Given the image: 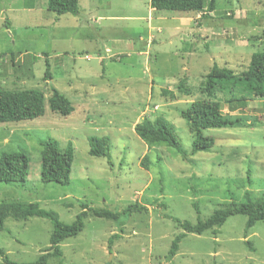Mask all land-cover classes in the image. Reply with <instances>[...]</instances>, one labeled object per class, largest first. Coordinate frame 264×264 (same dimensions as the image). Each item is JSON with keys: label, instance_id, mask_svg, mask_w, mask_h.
Listing matches in <instances>:
<instances>
[{"label": "rangeland", "instance_id": "rangeland-1", "mask_svg": "<svg viewBox=\"0 0 264 264\" xmlns=\"http://www.w3.org/2000/svg\"><path fill=\"white\" fill-rule=\"evenodd\" d=\"M262 3L216 0L215 10L194 13L156 12L149 0H79L74 17L47 11L46 0H0V89L35 88L47 100L53 86L74 107L63 117L46 103L43 117L0 124V155L22 151L29 159L27 183L0 184V203H38L65 224L75 220L80 204L141 208L121 227L87 217L81 234L60 244L62 264H165L182 234L170 264H264V221L245 233L246 217L235 215L214 236L211 230L186 234L171 219L195 224V200L204 220L243 201L245 192L264 194V102L223 106L225 115L243 118L246 126L206 130L215 141L212 151L189 162L164 145L148 148L134 132L143 119L163 117L190 151L193 135L180 111L199 96L185 97L175 87L184 81L197 89L214 64L245 71L252 54L264 52ZM46 62L51 81L44 79ZM103 137L109 157L90 156V139ZM47 141L60 151L73 146L68 185L40 180ZM145 155L148 170L140 165ZM51 232L46 219H7L0 249L12 261L33 262L49 248Z\"/></svg>", "mask_w": 264, "mask_h": 264}, {"label": "trees", "instance_id": "trees-1", "mask_svg": "<svg viewBox=\"0 0 264 264\" xmlns=\"http://www.w3.org/2000/svg\"><path fill=\"white\" fill-rule=\"evenodd\" d=\"M149 6L153 11L194 12L213 11L216 0H149ZM26 8L30 9L29 6ZM264 13V0L262 3ZM46 9L57 16L79 14V0H46ZM207 18V17H204ZM44 79L51 81L49 65L46 62ZM177 94L191 97L198 94L199 99L180 111V117L190 127L192 132L191 149H184L174 126L165 118L158 117L154 121L143 119L134 127L138 138L148 148L164 145L172 149L182 161L189 162L190 158L198 152L209 153L214 147V138L206 136L208 129H224L233 127H245L243 118L231 117L223 113V106H244L247 102H264V52L252 54L249 65L245 71L236 73L227 67H219L214 64L205 75L204 81L197 89L180 81L175 87ZM165 97L176 100L173 92L162 90ZM46 103L51 112L63 117L74 112L72 103L57 89L50 86V96L46 100L44 93L39 89L7 90L0 89V124L19 123L32 121L43 117ZM89 155L93 157H109L110 143L107 137L91 138L89 141ZM74 161V149L68 143L63 151H60L56 142L47 141L41 144L40 151V180L46 185L56 183L68 185L70 183L71 168ZM149 157L145 155L141 161V167L148 170L151 165ZM29 159L22 151L3 152L0 155V184L24 186L28 179ZM81 212L70 224L59 222L49 211L41 208L38 203L22 204L17 202L0 203V232L5 229L7 219L14 221H26L36 217L48 220L52 225L49 237V248L42 252L37 259L30 263H19L10 260L0 249L2 258L0 264H48L51 259L60 261L63 257L60 244L70 238H75L84 230V220L87 217L108 220L121 227L124 221L141 208L137 205L129 206L122 211L98 209L80 204ZM192 207L198 215L195 224L189 221H180L171 218L186 234L202 235L206 231H212L218 235L220 227L229 217L241 215L246 217L245 233H248L259 221H264V194L258 197L245 192L243 201L231 203L221 209L215 210L208 218H199L200 209L198 201L192 203ZM121 231V230H120ZM113 238H118L114 236ZM184 235H177L172 241L165 257V264H170L179 250V245Z\"/></svg>", "mask_w": 264, "mask_h": 264}, {"label": "crops", "instance_id": "crops-1", "mask_svg": "<svg viewBox=\"0 0 264 264\" xmlns=\"http://www.w3.org/2000/svg\"><path fill=\"white\" fill-rule=\"evenodd\" d=\"M148 42L150 43V41H148ZM149 48H150V45L148 44V45H147V49H149Z\"/></svg>", "mask_w": 264, "mask_h": 264}]
</instances>
